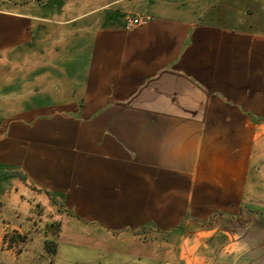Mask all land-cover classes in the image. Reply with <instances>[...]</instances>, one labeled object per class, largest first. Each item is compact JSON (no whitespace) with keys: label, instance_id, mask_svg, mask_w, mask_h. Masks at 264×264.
<instances>
[{"label":"crops","instance_id":"crops-1","mask_svg":"<svg viewBox=\"0 0 264 264\" xmlns=\"http://www.w3.org/2000/svg\"><path fill=\"white\" fill-rule=\"evenodd\" d=\"M262 151L264 0L0 10V204L62 201L63 254L234 264L233 233L264 216Z\"/></svg>","mask_w":264,"mask_h":264},{"label":"rangeland","instance_id":"rangeland-1","mask_svg":"<svg viewBox=\"0 0 264 264\" xmlns=\"http://www.w3.org/2000/svg\"><path fill=\"white\" fill-rule=\"evenodd\" d=\"M68 2L73 0H0V10L49 15ZM258 155L257 163L251 169V183L255 190L250 194L256 202H264V151ZM64 213L68 211L60 200H47L46 204L40 202L22 218L10 214L6 204H0V264H34L36 261L40 264H54L56 258L59 263L84 264L81 251L63 254L64 249L72 247L63 238ZM253 223V227L246 225L243 230L239 227L238 233L232 235L235 247L231 248V252L226 249L225 256L233 257L231 261L234 264H264V216L254 218ZM221 243L224 244L225 240ZM59 250L60 255L57 257Z\"/></svg>","mask_w":264,"mask_h":264},{"label":"built area","instance_id":"built-area-1","mask_svg":"<svg viewBox=\"0 0 264 264\" xmlns=\"http://www.w3.org/2000/svg\"><path fill=\"white\" fill-rule=\"evenodd\" d=\"M152 21L151 17L147 16H130L126 18V29L128 31L138 27L149 24Z\"/></svg>","mask_w":264,"mask_h":264}]
</instances>
